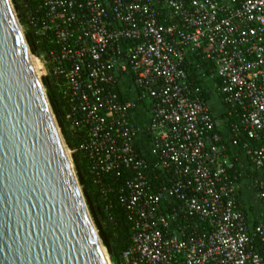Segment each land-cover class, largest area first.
<instances>
[{"label": "built area", "instance_id": "obj_1", "mask_svg": "<svg viewBox=\"0 0 264 264\" xmlns=\"http://www.w3.org/2000/svg\"><path fill=\"white\" fill-rule=\"evenodd\" d=\"M29 1L43 43L30 55L65 96L108 220L118 205L130 226L121 264H264V221L238 198L245 163L192 79L195 66L213 82L232 144L264 167V0ZM127 73L135 94L122 99ZM142 131L152 160L135 148ZM250 187L264 207V177Z\"/></svg>", "mask_w": 264, "mask_h": 264}, {"label": "water", "instance_id": "obj_2", "mask_svg": "<svg viewBox=\"0 0 264 264\" xmlns=\"http://www.w3.org/2000/svg\"><path fill=\"white\" fill-rule=\"evenodd\" d=\"M30 57L0 0V264H111Z\"/></svg>", "mask_w": 264, "mask_h": 264}, {"label": "trees", "instance_id": "obj_3", "mask_svg": "<svg viewBox=\"0 0 264 264\" xmlns=\"http://www.w3.org/2000/svg\"><path fill=\"white\" fill-rule=\"evenodd\" d=\"M17 18L24 29L25 39L29 45L32 53L38 54L40 49L43 48V43L37 38L32 28L30 27L27 16L31 11V1L29 0H11ZM193 81L202 87V92L206 100L208 101L210 111L213 117L218 121L217 128L223 136V139L227 146V152L230 158L235 161L245 163L244 172L241 178H239L238 198L241 202L243 210L246 212L250 222L264 221V207L255 200L253 190L249 186L252 184L254 178L264 177V167L250 169L246 155L242 149L241 144H232L229 138V132L227 131L226 124L222 122V119L226 112V107L220 101V96L213 90V82L204 77H199L196 72L195 66H192ZM42 83L45 87V92L54 114L57 125L60 129L61 135L67 147L71 150V158L74 165L75 174L78 183L81 187L82 194L87 205L91 219L96 227L98 236L101 239L102 244L108 251L110 261L112 264H121L120 255L123 250L130 244V226L126 222L124 211L118 205L114 206L113 214L115 216L114 221H109L104 211L103 203L99 195L97 186L93 184L92 176L88 169V163L84 154L77 149V145L80 141V137L72 131L68 121L65 118L67 104L65 96L60 93L55 86L54 81L50 76L42 78ZM117 91L122 99H128L134 97L135 91L132 88V77L130 74H125L122 78L121 84L118 85ZM216 99L221 106L217 107V102L212 101ZM145 104L140 102L138 107L133 112V119L136 123L141 124L146 121ZM152 137L146 131H142L135 140L136 150L148 160H152L151 155ZM253 200L258 203L259 207H256Z\"/></svg>", "mask_w": 264, "mask_h": 264}, {"label": "rangeland", "instance_id": "obj_4", "mask_svg": "<svg viewBox=\"0 0 264 264\" xmlns=\"http://www.w3.org/2000/svg\"><path fill=\"white\" fill-rule=\"evenodd\" d=\"M12 2V1H11ZM12 5H13V3H12ZM17 16V15H16ZM18 19V18H17ZM19 21V20H18ZM20 23V22H19ZM21 25V24H20ZM21 29H22V32H23V34H24V29H23V27H22V25H21ZM25 36V35H24ZM28 47H29V45H28ZM29 51H30V53L31 54H35V53H32L31 52V50H30V48H29ZM35 62L37 63V65H38V73H39V77H40V79H41V82H42V75H41V67H40V63L35 59ZM43 84V83H42ZM43 88H44V90H45V87H44V85H43ZM213 102H217L216 101V99H214L213 101H212V103ZM221 105L220 104H218V102H217V107H218V109H219V107H220ZM60 130V129H59ZM61 133V132H60ZM62 136V135H61ZM62 139H63V137H62ZM63 142H64V140H63ZM64 145H65V148L67 149V153H68V155H69V158L71 159V163H72V166H73V169H74V165H73V162H72V158H71V150L67 147V145L65 144V142H64ZM75 171V170H74ZM81 188V187H80ZM255 201L253 200V203H254ZM254 205L256 206V207H259L258 206V203L257 202H255L254 203ZM112 264V263H111Z\"/></svg>", "mask_w": 264, "mask_h": 264}, {"label": "bare ground", "instance_id": "obj_5", "mask_svg": "<svg viewBox=\"0 0 264 264\" xmlns=\"http://www.w3.org/2000/svg\"><path fill=\"white\" fill-rule=\"evenodd\" d=\"M30 59H31V62H32L33 68H34V70H35V73H36L37 76L39 77L40 75H39V73H38V65H37V63L35 62V58L30 57ZM36 60H37V59H36ZM37 61H38V60H37ZM38 62H39V61H38ZM39 63H40V62H39ZM66 153H67V151H66ZM67 156H69L68 153H67ZM103 254H104L105 258H106V251H105L104 248H103Z\"/></svg>", "mask_w": 264, "mask_h": 264}]
</instances>
